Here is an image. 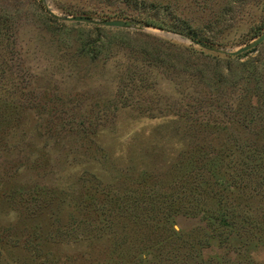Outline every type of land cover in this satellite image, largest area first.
Wrapping results in <instances>:
<instances>
[{"label": "rangeland", "instance_id": "374dc122", "mask_svg": "<svg viewBox=\"0 0 264 264\" xmlns=\"http://www.w3.org/2000/svg\"><path fill=\"white\" fill-rule=\"evenodd\" d=\"M263 30L264 0H0V264H264V41L160 33L232 51ZM238 146L260 175L229 187Z\"/></svg>", "mask_w": 264, "mask_h": 264}, {"label": "trees", "instance_id": "16d2710c", "mask_svg": "<svg viewBox=\"0 0 264 264\" xmlns=\"http://www.w3.org/2000/svg\"><path fill=\"white\" fill-rule=\"evenodd\" d=\"M136 3H141L140 1L136 0ZM144 22H146L147 24H152V25H159V24H155V22H153L151 19L149 18H144ZM99 26V25H95ZM102 26V25H100ZM108 27V26H105ZM100 29H103L102 27H100ZM113 29V28H111ZM119 30V28H117ZM116 29V30H117ZM110 30V28H106L105 31ZM122 30V29H121ZM255 48H252L246 52H243L241 55H245L248 52L254 50ZM155 55H152V58L156 59L158 58V54L157 52L154 53ZM241 55H237L236 58H239ZM233 60H228V63H232ZM238 66H241V64H238ZM195 69H198V66H196ZM202 72L204 71V69H202ZM240 75H242L243 78H247L250 77L252 75V71H248L247 73L242 71V72H238ZM197 78L198 81H206V83L210 84V85H214V84H220V85H225L228 86L229 85H234V83L236 82V77L234 76L235 73L233 72V70L228 67L227 70H225L224 72H220L217 76H210L209 74H203L201 75L200 73H197ZM247 151L250 152L252 151L250 148H246L244 149L243 146H238V149L236 150L235 153H232L231 155H229V153L227 155H229V159L228 161L230 163H234L236 164V166H239L240 163H242L241 167L239 166V168L242 169L243 168L247 169V171L244 170H240L241 172L238 173L237 175H235L237 178H230V182H229V187H234L235 183L236 185L240 186H245L247 183L250 184V182L254 181L257 177H259L260 175V171H259V167L258 165L254 162L255 160L252 159L251 156H249V154L247 155ZM253 154V152H251ZM208 158V157H207ZM245 174V175H244ZM201 176V175H200ZM203 177V176H202ZM200 177V178H202ZM208 178H210V176L208 175ZM207 178V179H208ZM203 179H201L202 181ZM206 181V180H204ZM218 181V180H217ZM216 183V181H214ZM218 183V182H217ZM258 184H260V182H258ZM196 186L198 185V182H196L195 184ZM194 185V187H195ZM255 186L253 185L252 189L253 190H257L254 188ZM223 190H225V187H222ZM259 192H254V195H257ZM213 194L216 196V198L218 199V204L217 207L215 208L214 212H212L211 217H213L214 219H220V216H224V221L227 222L228 225H230V227L232 228H240L242 231L247 232L246 230V226H247V222L250 223V217L248 216L249 214H243L246 213V210H242L240 212V209L238 208L239 205L230 201H225L222 200L224 197H226L225 194H223L222 192H220L219 190H214ZM213 195V196H214ZM241 208V206H240ZM201 209V208H200ZM237 216H241L240 217V221H237L235 219V217Z\"/></svg>", "mask_w": 264, "mask_h": 264}, {"label": "water", "instance_id": "95a60500", "mask_svg": "<svg viewBox=\"0 0 264 264\" xmlns=\"http://www.w3.org/2000/svg\"><path fill=\"white\" fill-rule=\"evenodd\" d=\"M51 14L58 19H62L65 21H77V22H86V23H90V24H94V25H102V26H108V27H116V28H136V29H141L144 28L145 26H140V25H136L134 24L131 20H123V19H95L92 18L91 16L88 15H66V16H60L57 14H54L51 12ZM162 35L169 37V38H175L178 40H190L192 43H194L195 45H198L199 47L211 51V52H216V53H220V54H229L232 56L241 54L243 52H246L252 48H255L257 45H259L260 43H262L264 41V30L258 35L256 36L253 40H251L250 42L236 48L235 50L232 51H228L226 49L223 48H219L217 46L211 45L209 43L203 42V41H199L196 39H186L183 36L179 35V34H175L173 32H169V31H161L160 32Z\"/></svg>", "mask_w": 264, "mask_h": 264}]
</instances>
